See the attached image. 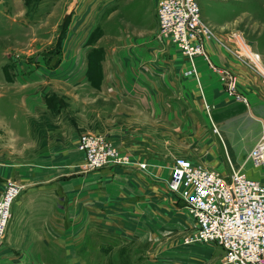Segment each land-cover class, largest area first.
<instances>
[{"label": "crops", "instance_id": "0c3cea01", "mask_svg": "<svg viewBox=\"0 0 264 264\" xmlns=\"http://www.w3.org/2000/svg\"><path fill=\"white\" fill-rule=\"evenodd\" d=\"M158 1L146 20L125 10L133 0H0V196L9 181L20 187L0 264L88 262L103 220L121 222L130 245L145 248L153 216L183 219L177 207L152 206L178 197L168 183L179 156L262 175L248 159L264 133L262 54L258 63L207 42V58H190L158 35ZM122 13L145 29L121 31ZM222 76L235 78L239 98ZM85 132L130 163L85 170Z\"/></svg>", "mask_w": 264, "mask_h": 264}, {"label": "built area", "instance_id": "2783aa9c", "mask_svg": "<svg viewBox=\"0 0 264 264\" xmlns=\"http://www.w3.org/2000/svg\"><path fill=\"white\" fill-rule=\"evenodd\" d=\"M158 28L161 38L178 46L190 58L196 54L207 58L206 43L213 32L202 20L197 0H160ZM233 40L239 52L247 53L240 45V37L234 35ZM252 55L255 61L260 59L259 53L253 51ZM190 72L197 73L196 66ZM221 79L227 82V91L236 95L235 78ZM78 147L85 154V170L130 163L129 157L121 154L111 140L95 133L81 134ZM248 159L262 171L261 176L251 177L241 170L223 174L179 156L168 183L197 223L186 242L222 247L224 264H264V133ZM141 167L146 168V164ZM19 193L20 187L9 181L0 196V248Z\"/></svg>", "mask_w": 264, "mask_h": 264}, {"label": "rangeland", "instance_id": "374dc122", "mask_svg": "<svg viewBox=\"0 0 264 264\" xmlns=\"http://www.w3.org/2000/svg\"><path fill=\"white\" fill-rule=\"evenodd\" d=\"M153 1L154 0H133V3L128 7L126 6L125 10H134L135 12L141 10L144 12V17L147 20V18L149 19L147 12H151ZM197 1L201 8L202 20L211 27L213 32L212 38L207 42H215L217 45L227 50L239 51L238 46L233 40V36L236 35L240 37L251 50L261 53L264 58V0ZM158 5L156 13L157 19ZM123 16L122 13L121 31L125 33L129 31L130 34H137L145 29L144 26H139L141 21L138 19L135 22H133L134 19L130 21L126 19L124 21ZM134 24L135 27H133ZM158 35L160 36V33ZM167 42L169 41L167 40ZM257 62L259 63L260 60ZM158 192L159 191L153 188V193L158 194ZM161 192L165 193L166 190H162ZM172 192L178 197L175 198L171 196L172 200L167 199L164 202L153 201V211L161 209L173 213L175 212V207H177L184 211L183 219L175 218V215H172V218H170L169 215L165 222H161L163 219L153 216L152 233L150 237H147L148 240L145 248L142 244L130 245L129 234H127V229L121 222L117 220H103V222L100 223L102 225L100 235L92 239V242L89 244V249L86 251L88 262H79L75 260L72 264H129V262L145 261L152 262V264L222 262L220 260V256L224 255L222 247L216 244H189L186 242L187 238L195 232L197 223L190 214L185 202L176 192ZM166 194L168 193L166 192ZM11 221L12 219L9 222L8 228L13 225V223L10 225ZM176 222L182 224L181 228L171 229L170 225H174ZM208 252L212 254V260L210 261H207L205 255ZM78 253L80 252L73 251V260L76 259L74 255Z\"/></svg>", "mask_w": 264, "mask_h": 264}, {"label": "bare ground", "instance_id": "6f19581e", "mask_svg": "<svg viewBox=\"0 0 264 264\" xmlns=\"http://www.w3.org/2000/svg\"><path fill=\"white\" fill-rule=\"evenodd\" d=\"M240 45H241V47H242V49L243 50H245V52H247V53H249L250 54V56H252L253 58H255V56L254 55H252V50L246 45V43L241 39L240 40ZM252 51V52H251ZM260 60V59H259ZM258 60V61H259Z\"/></svg>", "mask_w": 264, "mask_h": 264}]
</instances>
